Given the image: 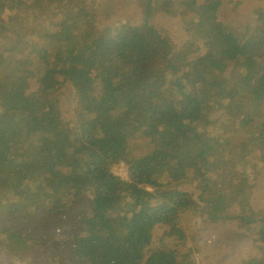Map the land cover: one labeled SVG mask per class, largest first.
Listing matches in <instances>:
<instances>
[{
    "label": "trees",
    "instance_id": "obj_1",
    "mask_svg": "<svg viewBox=\"0 0 264 264\" xmlns=\"http://www.w3.org/2000/svg\"><path fill=\"white\" fill-rule=\"evenodd\" d=\"M206 1L142 0L131 24L96 0H0L3 255L184 264L200 246L187 219L240 227L260 253L240 264H264V0L232 24ZM159 16L179 20L180 47Z\"/></svg>",
    "mask_w": 264,
    "mask_h": 264
},
{
    "label": "rangeland",
    "instance_id": "obj_2",
    "mask_svg": "<svg viewBox=\"0 0 264 264\" xmlns=\"http://www.w3.org/2000/svg\"><path fill=\"white\" fill-rule=\"evenodd\" d=\"M96 1L98 2L99 8L93 11L92 14H96L97 17L101 18L105 15L112 14L113 18L115 17L114 21H117V23L122 21L131 24H139L140 20L144 17L142 0ZM186 3V1H181L182 5ZM258 6L259 3L256 4L251 0H222V2L218 4V20L225 24L242 22L249 18L247 16L248 13L250 11H255L256 8L258 9ZM100 18L97 20L98 26L100 25ZM161 18L163 17L159 16L158 19L163 21L164 19ZM163 22L164 29L171 36V42L180 47L181 43L187 40V35L182 25L178 23L179 20L168 17ZM57 97H59L60 101H64L63 104L67 103V105L70 106L72 103L73 95L69 91H64L58 94ZM113 171L114 175L117 177L123 180L127 179L126 170L116 167ZM261 178L255 183L256 190L252 200L255 211H261L264 207V177L263 179ZM182 227L187 237L190 235V231H193L190 229L195 228L194 235H196L198 231V236L196 237L199 239V244L197 245H200L198 247V252L196 251L197 249L193 250L194 247L188 244L184 248H181V257L185 255H190V257H192V260L185 261L184 264H240L242 259L257 258L260 256L259 251L254 248L255 246L253 245L252 238L247 233H244L238 226H218L214 227L216 230V232H214L213 227L209 228L203 224L197 228L189 222V220L185 219L182 222ZM200 230H203V234L199 232ZM210 239L211 243H208ZM172 240L173 239L166 240L165 243L170 242L171 244ZM0 264H18V262L13 258H9L7 255H3L0 251Z\"/></svg>",
    "mask_w": 264,
    "mask_h": 264
},
{
    "label": "built area",
    "instance_id": "obj_3",
    "mask_svg": "<svg viewBox=\"0 0 264 264\" xmlns=\"http://www.w3.org/2000/svg\"><path fill=\"white\" fill-rule=\"evenodd\" d=\"M119 168H122V170H126V167L124 165H120Z\"/></svg>",
    "mask_w": 264,
    "mask_h": 264
}]
</instances>
